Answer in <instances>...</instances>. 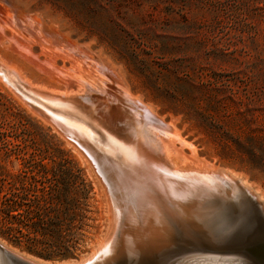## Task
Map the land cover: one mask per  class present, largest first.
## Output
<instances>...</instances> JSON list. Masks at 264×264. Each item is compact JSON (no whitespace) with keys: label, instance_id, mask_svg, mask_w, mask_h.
<instances>
[{"label":"rangeland","instance_id":"1","mask_svg":"<svg viewBox=\"0 0 264 264\" xmlns=\"http://www.w3.org/2000/svg\"><path fill=\"white\" fill-rule=\"evenodd\" d=\"M0 19L1 65L53 92L69 89L74 67L91 68L90 60L111 65L124 88L152 106L154 114L177 127L191 144L182 147L186 157L194 153L196 158L184 161L186 169L201 174L219 167L229 170L264 199V0H0ZM0 80V174L9 175L4 181L0 176V183L9 185L24 171L39 165L49 168L60 159L75 163L91 187V220L79 250L65 260L78 259L108 225V195L75 129H87L97 141L98 124L86 114L79 116L78 108L56 106L32 93L36 101H29L4 73ZM42 102L54 118L38 112ZM58 120L69 126L64 128ZM180 160L179 168L185 169ZM242 203H232L233 227L239 219L240 227L246 222L248 209ZM240 227L228 239L213 241L220 247L200 257L208 258V264H252L237 253L245 236ZM193 229L203 243H212L200 227ZM194 241L192 246L203 244ZM185 244L164 255L163 260L169 258L166 264L181 263L177 253L192 247ZM110 250L107 262L92 264L119 263L117 250Z\"/></svg>","mask_w":264,"mask_h":264},{"label":"bare ground","instance_id":"2","mask_svg":"<svg viewBox=\"0 0 264 264\" xmlns=\"http://www.w3.org/2000/svg\"><path fill=\"white\" fill-rule=\"evenodd\" d=\"M80 58L82 60V57ZM83 60L86 61L85 58ZM1 64L0 74L8 75L18 91L23 96H27L29 101H36L34 97H31L35 94L56 106L78 108L81 112L79 116L86 114L98 124L95 131L100 138L97 141L92 138L87 129L83 127L80 129L75 127V129L83 144L79 143V146L86 151V157L89 158L101 187H104L108 195L106 199L108 225L102 238L93 244L88 257L80 262H68L69 264H92L99 259L105 261L104 259L108 258L104 257L112 251L111 247L117 250L119 260L117 262L132 260L136 264L138 261L142 262L157 255L163 258L169 249L178 244L188 243L192 246L195 239L202 241L199 233L193 229L194 226L200 227L212 243L202 241L203 244L200 246H192L177 253V256L183 258L180 264H208L206 263L208 258L203 259L200 255L213 252L216 247H220L213 241L222 238L225 240L224 237L227 238L233 229L235 232L242 223L239 219L240 224L237 223L238 225L233 227L232 203L240 200L247 205L248 209L251 198L264 215V199L244 181L243 177L220 167L212 172L209 170L212 175L207 172L208 170L206 173L205 169L202 170L205 172L202 174L198 172L199 170L198 173L192 171L189 165L187 170L184 167V161L193 162L196 158L194 153L186 157L182 147L189 148L191 144L180 136L177 127L162 121L157 112L154 114L152 106L150 109L135 94L130 93L128 88H124L123 82L120 81L116 71L112 70L111 65L109 68L108 65L99 61L97 63L93 60L91 63L90 60L89 64L86 61L85 64L91 68L79 65L73 68L72 73L68 72L70 73L68 78L73 79L69 82V89L60 92L61 89L58 91L52 88L55 92L52 90L50 92L46 89L47 87L46 91L44 87L33 86L16 71L7 67L8 65ZM66 78L67 76L64 75L63 79L66 80ZM44 104L43 107L36 105L40 108H37L38 112L44 117L54 118L48 113L50 109L48 108L49 111H47L44 108ZM56 123L64 128L69 126L59 120ZM75 129L72 130L75 131ZM115 150L119 152L116 153ZM180 159L185 169L179 168L177 161ZM197 235L198 238H195ZM214 245L217 246L214 247ZM168 260L169 258L164 259L165 263Z\"/></svg>","mask_w":264,"mask_h":264},{"label":"trees","instance_id":"3","mask_svg":"<svg viewBox=\"0 0 264 264\" xmlns=\"http://www.w3.org/2000/svg\"><path fill=\"white\" fill-rule=\"evenodd\" d=\"M90 198V184L68 158L24 171L21 179L0 183V238L44 260L72 258L91 220Z\"/></svg>","mask_w":264,"mask_h":264},{"label":"water","instance_id":"4","mask_svg":"<svg viewBox=\"0 0 264 264\" xmlns=\"http://www.w3.org/2000/svg\"><path fill=\"white\" fill-rule=\"evenodd\" d=\"M250 202L251 203L248 205V215L246 216L247 219H245L246 222L241 225V230L245 233V236L241 238V245L239 246V249H237V253H241L243 257L246 255L252 264H264V215L255 201H252L250 198ZM180 246L181 245L178 244L169 249L167 252L172 253L173 251L179 249ZM92 249L93 245L91 246L89 252L83 254L78 259L49 261L16 250L0 238V264H69L86 259ZM117 264H135V262L132 260H121ZM136 264L166 263L160 255H157L155 257L145 259L142 262L138 261Z\"/></svg>","mask_w":264,"mask_h":264}]
</instances>
